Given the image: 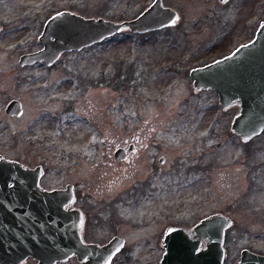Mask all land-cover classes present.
Returning <instances> with one entry per match:
<instances>
[{
  "label": "rangeland",
  "instance_id": "rangeland-1",
  "mask_svg": "<svg viewBox=\"0 0 264 264\" xmlns=\"http://www.w3.org/2000/svg\"><path fill=\"white\" fill-rule=\"evenodd\" d=\"M151 1L0 0V154L41 165L47 186L87 189L108 168L105 148L136 127L149 148L116 181L132 186L121 199L91 202L92 216L119 215L118 231L140 241L138 264H156L165 226L189 230L224 210L234 221L225 260L233 264L243 247L264 251V130L242 143L230 132L238 108L223 111L213 91L195 92L189 71L248 41L264 20L260 0H162L179 13L174 26L123 32L50 67L17 64L41 47L37 37L55 12L121 22ZM12 99L25 109L19 119L3 112ZM94 225V238L110 231Z\"/></svg>",
  "mask_w": 264,
  "mask_h": 264
},
{
  "label": "water",
  "instance_id": "water-1",
  "mask_svg": "<svg viewBox=\"0 0 264 264\" xmlns=\"http://www.w3.org/2000/svg\"><path fill=\"white\" fill-rule=\"evenodd\" d=\"M226 1V0H224ZM174 9L164 7L161 0H155L140 15L121 22L104 18L83 17L73 12L62 11L50 16L44 23L38 41L43 45L40 49L20 56V66L32 65L36 62L54 64L65 52H78L83 48L101 43L112 36L129 31L133 34H144L165 27L174 26L178 21ZM192 88L195 92L202 90L213 91L223 111L237 107L238 111L230 123V131L241 141L247 142L264 130V22L258 26L254 37L247 43L237 46L229 54L215 59L207 64L194 67L189 71ZM9 115H20V103L12 101L6 107ZM116 158H123L119 152ZM163 162V159H160ZM25 165L7 160L0 156V184L9 182L37 184L42 175L41 166L29 169ZM9 169H14L10 172ZM22 169V170H15ZM27 169V170H24ZM73 186L67 185L62 190L45 192L40 205H30V217L40 216V222L29 223V250L39 262L44 256H56L55 231L46 225L58 223L64 216L74 215L75 211L65 210V206L73 203ZM80 214V213H78ZM42 221V222H41ZM44 224L46 228L38 230L36 224ZM231 225V220L222 214L209 216L192 229L197 238L194 242H182L185 230L168 228L163 238L165 252L160 264H223V238L225 229ZM208 238L209 248L197 252L198 240ZM14 258L15 256L8 255ZM6 256L0 255V262ZM16 259V258H15ZM14 260V259H13ZM16 262H20V261ZM8 264V263H2ZM238 264H264V255L243 250Z\"/></svg>",
  "mask_w": 264,
  "mask_h": 264
},
{
  "label": "flooded vegetation",
  "instance_id": "flooded-vegetation-1",
  "mask_svg": "<svg viewBox=\"0 0 264 264\" xmlns=\"http://www.w3.org/2000/svg\"><path fill=\"white\" fill-rule=\"evenodd\" d=\"M154 1L155 0H152L138 15H140ZM228 1L230 0H226V1L219 0L221 4H225ZM260 4L264 6V0H260ZM162 5L164 7H168L163 4V1H162ZM168 8H171V7H168ZM62 11L72 12L67 9H62L53 14H56ZM177 14H178V17L180 18L178 12ZM261 22H264V20H261L259 22L257 27L253 30L252 37L247 42L252 40ZM146 33H150V32H146ZM37 40H38V37H37ZM234 49H232V51ZM29 53L30 52H27L24 54H29ZM24 54H21L20 56ZM19 58H18V61H19ZM18 61H17V64H18ZM39 64H44L46 67H50L54 65L52 64L48 66L46 65L45 62H36L32 65L20 66L18 64V66L21 68H28V67H34L35 65H39ZM12 101H17L20 103V108H21L20 115H16V114L9 115L6 113V107ZM3 112L8 117L19 119L24 116L25 109L23 108V104H21L19 100L12 99L5 105ZM231 133L234 134L233 132ZM234 136L240 140V138L236 136L235 134ZM149 142H150V136L147 134L142 135L140 129H137L135 127L134 130L131 131L129 136L120 137L119 140L115 144L110 145L105 148V151L107 152L111 160L107 163V166H108L107 170L105 171L102 170L101 174L98 175V178L95 182L92 181L90 185H87V189H78L79 183H77L76 185L73 184L72 192H73L74 200L70 206L68 205L65 206V210L75 211L76 214L64 216L63 218H60L58 223L52 224L50 226L46 225L47 228H53L55 231L56 256L54 258H51L45 255L43 262H39L31 255L24 256L21 258V260H19L20 257L23 254L26 255L27 251L29 250V246H28L29 241L27 240V236L29 235V228H30L29 223L31 219H32V222L34 223L40 222V216L30 217V205L32 206H35V204L40 205V200H42L45 197V192H52L54 190H62L66 188L67 184L65 186L45 185L43 183L44 178H45V172L39 177L37 184L29 185L26 183H22L21 180H24V179L21 177L16 178V180L20 181V183L9 182L5 184H0V255L7 257V259L2 258L0 264L2 263H8V264H138L141 254L139 252H136V250L139 249L140 247V241H135L134 238L133 240H130L128 238V235L125 232L120 233L118 231L119 230L118 227H120L119 221H122L119 215L110 216L109 218H107V216L103 217L99 215L92 216V212L89 206H91V202L93 201L96 202V200L103 201V202H107V201L113 202L114 200L118 198L121 199V196L125 194V191H127L126 189L131 184L116 183V181L121 179L127 171H130L136 168L137 166L136 160L139 158L140 152L142 150L149 148ZM241 142L247 143L248 141L247 142L241 141ZM116 152H119L123 158H116L115 157ZM0 155L5 157V155L3 154H0ZM161 158L163 159V162L160 161ZM164 161H165L164 157L159 158V163L163 164ZM24 165H25L24 167L29 168V169H36L37 165L41 166L39 164L35 166H30L26 163H24ZM11 170L14 171V169H9L10 172H12ZM15 170H22V169H15ZM24 170H27V169H24ZM113 189H116L118 191V194H115L112 197V199H108V195L111 194ZM130 191L131 190L128 189V193ZM133 193H135L133 197L137 198V201H139L140 196H141L140 192L137 193L134 190ZM215 214H222L226 216L227 218H229L232 222V225L229 228L225 229L224 238H223V248L225 251L223 264H229L225 262L226 255L228 253V247H227L228 241H229L228 233L233 228L234 221H233V218L230 216V214L224 210L215 212L209 216H212ZM207 217H202L201 219H199V222ZM94 224L107 225L110 228V231L105 236L94 238L93 237L94 232H93V229H91L92 227H95ZM46 227L44 226V224L42 225L40 223L34 226V228H37L38 230L44 229ZM168 228H177V227L170 226V225L165 226L162 229V232L160 233L161 236L159 240L158 239L155 240V245H154L155 252L159 254L161 258L165 252L163 238L165 235V231ZM196 238L197 236L193 232H191V229L185 230V234L183 236L182 242H186V244L188 245L189 242L196 241ZM209 245H210V241L208 238H203L201 240H198L197 252L206 251L209 248ZM243 249L249 250L250 252L255 253V254L264 255V251L259 252L253 249L252 247H243L240 250L237 262L233 264H238V261L240 259V254L243 251ZM8 255H12L15 257L10 259ZM137 255L139 256V258L137 257ZM18 260L20 262H16ZM155 261H156V264H160L161 259L158 262L157 260Z\"/></svg>",
  "mask_w": 264,
  "mask_h": 264
},
{
  "label": "trees",
  "instance_id": "trees-1",
  "mask_svg": "<svg viewBox=\"0 0 264 264\" xmlns=\"http://www.w3.org/2000/svg\"><path fill=\"white\" fill-rule=\"evenodd\" d=\"M132 72V71H131Z\"/></svg>",
  "mask_w": 264,
  "mask_h": 264
}]
</instances>
